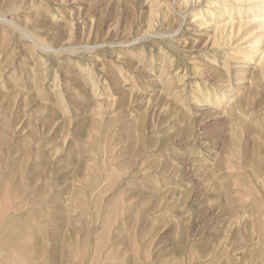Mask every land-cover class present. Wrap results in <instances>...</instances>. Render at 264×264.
Listing matches in <instances>:
<instances>
[{"label": "rangeland", "instance_id": "1", "mask_svg": "<svg viewBox=\"0 0 264 264\" xmlns=\"http://www.w3.org/2000/svg\"><path fill=\"white\" fill-rule=\"evenodd\" d=\"M202 2L0 0V264H264V77Z\"/></svg>", "mask_w": 264, "mask_h": 264}, {"label": "bare ground", "instance_id": "2", "mask_svg": "<svg viewBox=\"0 0 264 264\" xmlns=\"http://www.w3.org/2000/svg\"><path fill=\"white\" fill-rule=\"evenodd\" d=\"M185 1L192 2V0ZM223 1L224 3L221 2L222 5L220 3V5L215 7L213 6L215 4L213 2L210 3V0L209 3L202 2L205 4L206 11L204 10L203 12L200 10V13L197 15L198 17H195L192 22L200 27V29H208L212 32L214 39L219 41L216 45L219 51L224 50V48H229L230 52L226 54L227 56L225 55L229 61H233V64L236 65H244L241 67L240 71L235 70V73L232 76V80L233 82L235 81V84L242 83L246 80L243 76L247 73L249 74L248 69L250 67L253 68L255 78L258 80L259 78L264 77V0ZM224 65L225 72L228 71L226 69H229V67L231 68L228 62ZM227 74H230V72ZM228 77L229 76H227V78ZM178 80L180 81L179 78ZM235 91L237 90L235 89ZM233 94L234 93H230L228 96H224V100L226 98L234 99L232 97ZM212 102L211 100L207 101V106L214 107L215 103ZM5 238H7V236H5Z\"/></svg>", "mask_w": 264, "mask_h": 264}]
</instances>
